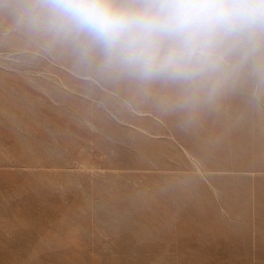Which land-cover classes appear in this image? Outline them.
Returning <instances> with one entry per match:
<instances>
[{
  "label": "rangeland",
  "instance_id": "obj_1",
  "mask_svg": "<svg viewBox=\"0 0 264 264\" xmlns=\"http://www.w3.org/2000/svg\"><path fill=\"white\" fill-rule=\"evenodd\" d=\"M15 2L0 0V263L264 264L256 78L190 118L18 24ZM131 222L162 244L125 239Z\"/></svg>",
  "mask_w": 264,
  "mask_h": 264
},
{
  "label": "clouds",
  "instance_id": "obj_2",
  "mask_svg": "<svg viewBox=\"0 0 264 264\" xmlns=\"http://www.w3.org/2000/svg\"><path fill=\"white\" fill-rule=\"evenodd\" d=\"M17 23L190 118L247 74L264 87V0H16Z\"/></svg>",
  "mask_w": 264,
  "mask_h": 264
},
{
  "label": "bare ground",
  "instance_id": "obj_3",
  "mask_svg": "<svg viewBox=\"0 0 264 264\" xmlns=\"http://www.w3.org/2000/svg\"><path fill=\"white\" fill-rule=\"evenodd\" d=\"M202 143L206 147V141H203ZM123 226H124V224H123ZM130 226H131V229H129V230L126 229L123 236L125 239L132 240L134 245L135 244L136 245L137 244H146V245L148 244V245H155V246L157 245L158 246V245L162 244V242H160L159 240L155 241V239L153 238L154 235L152 233L151 226L147 227L145 225H141V224L135 223V222H131ZM134 245H133V247H134ZM0 264H2V263H0Z\"/></svg>",
  "mask_w": 264,
  "mask_h": 264
}]
</instances>
